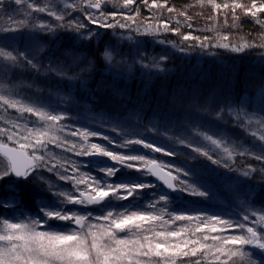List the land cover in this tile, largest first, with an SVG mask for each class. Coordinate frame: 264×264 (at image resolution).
Returning a JSON list of instances; mask_svg holds the SVG:
<instances>
[{"label":"trees","instance_id":"trees-1","mask_svg":"<svg viewBox=\"0 0 264 264\" xmlns=\"http://www.w3.org/2000/svg\"><path fill=\"white\" fill-rule=\"evenodd\" d=\"M34 2L65 14L63 22L56 21L46 13H33L37 19L60 25L75 18L76 21L87 24L93 35L91 39L77 38L74 30L58 28L55 33L43 36L39 41V46L43 50L38 52L37 58L45 68L55 65L68 70L67 74L61 77L43 71L36 74L31 70L14 69L3 78L9 92L14 91L26 98H34L39 92L48 100L54 99L55 102L63 99L64 102L58 103L57 108L51 107L62 111L69 118L63 121L71 123L70 125L66 123L67 128L78 126L77 128L82 130L96 131L121 143L128 138H143L146 142H152L165 150L174 151V156H165L139 145L131 146L148 158L154 157L158 162L189 171L191 173L189 176H183L176 171L172 174L179 175L180 179L188 182L195 181L197 187L206 190L208 195L195 197L182 193L180 198L166 192L170 199L166 204L159 201L157 211L163 209L165 213L172 214L182 212L201 216L216 215L235 220L243 215L240 209L247 208L255 200L256 203L247 210L260 213V202H264L262 191L264 172L261 171L264 164L255 160L253 156L264 147V141L258 139L264 132V48L250 47L243 52H232L213 45L221 42L219 37L222 35L230 37L229 41L224 42L231 45L243 42L240 41L242 36L250 43L259 44L264 40V33H261L264 26L256 23L250 16L240 15V19L235 22L236 32L234 28L232 29L234 21L227 20V24L220 22L222 17L225 18L227 9L221 8L214 12L210 5L205 2L202 6L199 0H157L158 4H166L164 8L150 7L153 0H148V5L143 3V0H135L128 8L122 6V0L119 4L113 0L112 3L102 5L106 12H117V21L129 24L128 29L99 28L89 24L82 18L83 12L95 14L96 10L83 8L87 0H34ZM69 2L79 4L80 8L75 10L64 8V4ZM216 2L223 5L225 2L230 3L231 0ZM242 2L250 3V0ZM19 7L22 6L5 0L3 8H0V29L18 26L9 17L14 16L17 20L24 18L21 13L15 11ZM168 7L175 11L168 12ZM181 12L191 19L180 15ZM122 15H132L135 20L124 21ZM259 17L264 19V13L259 14ZM139 21L148 25L154 24L153 27L166 22L171 28H178L180 34H191L200 39L183 41L180 34L164 32L162 27L145 35L143 33L146 25L143 26ZM137 28L139 32L136 31ZM24 31L27 33L28 30ZM9 35L13 33H0V42H4L5 37ZM160 40H165L166 43L161 44ZM202 41L204 47H201ZM27 43L28 41L24 40L14 46L19 48ZM173 43L177 47H173ZM103 52L111 54V61L102 58ZM3 109L0 111V125L7 128L9 125L5 121L16 119L19 114L13 109ZM85 111L100 114L101 118L95 121L96 123L86 126L82 122L72 120V117L79 118L81 114H86ZM234 112L242 113L241 120L234 118L232 114ZM249 118L251 123H248ZM23 120L31 126L36 118L24 114ZM98 123H103L104 128L101 129ZM252 132H256L257 136L253 137ZM197 133L213 135L214 138L223 140L229 147L238 145V150H246L250 154L234 155L235 163L229 161L230 167L234 170L213 164L205 157L188 159L189 156L197 154L181 145L179 143L181 138L193 144H200L213 155L214 159L224 156L220 149L197 136ZM90 142L107 145V141L96 137L90 138ZM107 146L121 153L130 150L113 145ZM64 155L79 162L81 171L104 178L89 157H75L67 153ZM249 165L257 171L251 178H246L240 174V170ZM122 171L129 175H139L128 169ZM45 175L49 176L53 183L67 190L64 182L48 173ZM119 175L120 173L117 174ZM144 178L156 185L155 188L145 189L141 193L139 203L146 205L149 201L156 200L162 189L150 175H145ZM13 182L14 178L0 181V198L9 201L7 209L0 208V217L12 219L13 214L17 219L35 217L40 201V195L36 194L38 185L20 181L16 182L18 187H12ZM43 195L55 199L51 193L44 192ZM112 203L118 208L129 201ZM66 207L76 209L73 206L71 208V205ZM83 211L98 213L99 208L90 206ZM164 218L169 219V216L165 215ZM191 226L192 223L187 221L170 223L172 228ZM202 234L197 233V236ZM178 264L181 262L178 261ZM202 264H207V261L202 260Z\"/></svg>","mask_w":264,"mask_h":264},{"label":"snow or ice","instance_id":"snow-or-ice-1","mask_svg":"<svg viewBox=\"0 0 264 264\" xmlns=\"http://www.w3.org/2000/svg\"><path fill=\"white\" fill-rule=\"evenodd\" d=\"M112 2L113 0H87L83 8L95 9L96 12L94 14L84 11L82 18L99 28L128 29L129 24L117 21V12L109 13L102 9V5ZM115 2L119 4L120 0ZM205 2L214 12L221 8L230 9L234 21L233 27H237L235 22L240 19L236 14L237 10L264 26V19L259 17V14L264 13V0H250L247 4L242 0H231L230 3L225 2L223 5L216 0H199L202 6ZM11 3L22 6L15 11L21 13L24 18L17 20L14 16H10L9 19L18 26H6L0 29V33H13L6 36L4 42H0V61H2L0 72L7 75L14 69H24L36 74L43 71L65 76L68 70L55 65L45 68L37 58L38 52L43 50L39 46L40 39L55 33L58 28L74 30L77 38L91 39L92 30L88 29L87 24L78 22L75 18L60 25L37 19L33 13H46L56 21L63 22L65 14L37 4L34 0H11ZM134 3L135 0H122L124 8ZM143 3L148 5V0H143ZM4 4L5 0H0V8H3ZM150 7L164 8L166 4H158L157 0H153ZM64 8L75 10L79 9L80 5L69 2L64 4ZM134 11L138 10L134 9ZM167 11L175 10L168 7ZM179 14L191 19L183 12ZM213 18L209 17V19ZM122 19L134 21L135 17L122 15ZM224 22L227 24V19ZM160 27V25L145 27L143 34L156 32ZM162 28L164 32L180 34L178 28L173 29L166 22L163 23ZM24 30H28L27 33ZM136 31L139 32V28ZM180 35L183 41L200 39L191 34ZM219 39L221 42L213 46L229 49L232 52H243L250 47L264 48V40L259 44L243 41L238 45H231L224 42L230 40L228 35H222ZM24 40L28 43L19 48L14 46ZM159 42L166 43L165 40ZM172 46L177 47L175 43ZM201 47H204L203 41ZM102 58L109 61L112 59L109 52H103ZM0 108L13 109L19 114L16 119L5 121L9 125L7 128L0 127V181L14 178L12 187H18L16 182L20 181L37 184L36 194L40 195L35 217L16 219L14 214L12 219L0 217V264H178V261L181 264H202V260L207 261V264H230V262L231 264H264V202H260L261 211L257 213L255 210H247L256 203L253 200L247 208L240 209L243 215L235 220L216 215L201 216L182 212L172 214L165 213L163 209L157 211V203L163 201L166 204L170 198L162 193L156 200L149 201L146 205L139 203L143 190L156 187L144 178L146 174L156 177L174 192L195 197L208 195L206 190L196 186L195 181L188 182L180 179L179 175L172 174L176 171L183 176H189L191 175L189 171L158 162L154 157L148 158L131 146L139 145L151 152L163 153L165 156H174V151L165 150L152 142H146L143 138H128L121 143L96 131L67 128L62 123L66 119L65 115L53 114L54 109L45 110L42 106L26 103L15 98L7 89H0ZM24 114L36 118L31 126L23 120ZM232 114L235 119L241 120V112ZM248 123H251V118L248 119ZM196 135L210 142L216 149H220L224 156L214 159L213 155L200 144H193L181 138L179 143L197 154L189 156L188 159L205 157L213 164L234 170L229 164V161L235 163L234 155L250 154L246 150H238V145L229 147L223 140L214 138L213 135L207 133ZM251 135L256 137L257 133L252 132ZM92 137L107 141V145L130 150L123 153L114 151L107 145L90 142ZM258 139L264 141V132ZM65 153L75 157L107 158V160L94 161V167L103 174L104 178L81 171L80 163L64 155ZM253 158L264 164V147L258 154H254ZM108 161L112 163L109 164ZM122 169L140 175H129ZM256 171V168L249 165L241 169L240 174L251 178ZM261 171L264 172V168ZM45 173L56 177L64 184L71 185L72 190H65L61 185L53 183ZM44 192L51 193L55 199L45 197ZM113 201H129V203L121 204L116 208ZM67 205L82 208L98 206L99 211L98 213L81 212L78 208H67ZM8 207L9 201L0 198V208ZM165 215H168L169 219H165ZM50 221L64 223L56 224ZM175 221L191 222L192 226L170 227V223ZM197 233L203 234L197 236ZM209 233L217 234L209 235ZM254 249L258 251H253Z\"/></svg>","mask_w":264,"mask_h":264},{"label":"rangeland","instance_id":"rangeland-1","mask_svg":"<svg viewBox=\"0 0 264 264\" xmlns=\"http://www.w3.org/2000/svg\"><path fill=\"white\" fill-rule=\"evenodd\" d=\"M247 4V3H246ZM238 16H240V15H243V13H241L240 12V10H237V13H236ZM223 15V14H222ZM225 15V18H221L220 19V22H224L225 21V19H227V20H230V21H233V18H232V16H230V15H232L231 14V10L230 9H227V13L226 14H224ZM229 15V16H228ZM228 22V21H227ZM139 23L140 24H142L143 26H145L146 25V27H148V26H153L154 24H150V25H148V23H146V22H140L139 21ZM162 25L163 24H161V27H162ZM235 29L236 30V32H237V28L236 27H233V25H232V29ZM163 29V28H162ZM261 33L263 34L264 33V28H262L261 29ZM161 34V33H160ZM243 38L240 40V41H247V40H244V36H242ZM263 38H264V35H263ZM248 42V41H247ZM0 63H2V61H0ZM4 76H5V74L3 73V72H0V89H6V87H7V85H6V82H4L3 81V78H4ZM8 90V89H7ZM10 93L15 97V98H19V99H21L22 101H24V102H26V103H30V104H32V105H36V106H42L45 110H53V108L52 107H55V108H57V105H58V103H63L64 102V100L63 99H58V101L57 102H55V100L53 99V100H48L46 97H44V96H42L41 95V93H37L36 94V96L34 97V98H26V97H24V96H19L16 92H14V91H10ZM25 94V93H24ZM35 98L39 101V102H37V100H35ZM52 106V107H51ZM61 106H63V105H61ZM3 108H0V111L2 110ZM4 110V109H3ZM55 111H54V113L53 114H63L64 115V113L62 112V111H59V110H57V109H54ZM86 112V114H84V115H80L79 116V118H76V117H72V120L73 121H79V122H82V124L84 125L85 124V126L86 125H92V124H94V123H96L101 117H100V114H96V113H94V112H90V111H85ZM5 115V114H4ZM4 115H3V118H4ZM67 119H69V118H67V116H66V119L65 120H67ZM71 120V122H73ZM96 121V122H95ZM62 123H63V121H62ZM66 123H69V125L71 124L70 122H64L63 124L67 127V124ZM98 125L100 126V128L101 129H103L104 128V124L103 123H98ZM0 127H4L3 125H0ZM78 127V126H77ZM77 127H74V128H77ZM70 128V127H69ZM101 129H94V130H101ZM104 159H107V158H105V157H103ZM93 162V161H92ZM112 163V162H111ZM110 163V164H111ZM139 175H140V173H138ZM147 175V174H146ZM193 181V180H192ZM67 185V190H72L71 189V185H68V184H66ZM196 186H197V184H196ZM160 193L162 194V193H166V192H164L163 190H160ZM72 206L73 207H76V209L77 208H79V211H81V212H84L83 210L85 209V208H82V207H80V206H74V205H71V208H72ZM34 217V216H33ZM16 218V217H15ZM30 218H32V217H30V216H27V218L26 219H30ZM17 219V218H16ZM23 219V218H22ZM206 231H207V229H205ZM211 258H209V260H210Z\"/></svg>","mask_w":264,"mask_h":264},{"label":"water","instance_id":"water-1","mask_svg":"<svg viewBox=\"0 0 264 264\" xmlns=\"http://www.w3.org/2000/svg\"><path fill=\"white\" fill-rule=\"evenodd\" d=\"M90 158V160H92L93 162L94 161H96V160H107V159H104L103 157H89ZM108 163L110 164L111 163V161H108ZM150 177H151V179L152 180H154V181H156L160 186H161V188L163 189V190H165L166 192H170L171 194H173V195H175V196H177V197H182V193H179V192H174V191H172V190H170V189H168L160 180H158L156 177H154V176H151L150 175ZM175 183V182H174Z\"/></svg>","mask_w":264,"mask_h":264},{"label":"bare ground","instance_id":"bare-ground-1","mask_svg":"<svg viewBox=\"0 0 264 264\" xmlns=\"http://www.w3.org/2000/svg\"><path fill=\"white\" fill-rule=\"evenodd\" d=\"M159 193H160V191H159ZM161 194V193H160Z\"/></svg>","mask_w":264,"mask_h":264}]
</instances>
